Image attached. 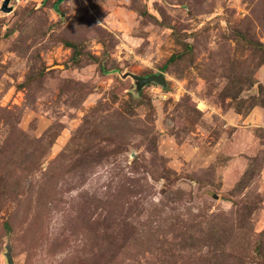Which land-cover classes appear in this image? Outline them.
<instances>
[{"label":"rangeland","instance_id":"obj_1","mask_svg":"<svg viewBox=\"0 0 264 264\" xmlns=\"http://www.w3.org/2000/svg\"><path fill=\"white\" fill-rule=\"evenodd\" d=\"M4 1L0 264H264V0Z\"/></svg>","mask_w":264,"mask_h":264},{"label":"water","instance_id":"obj_2","mask_svg":"<svg viewBox=\"0 0 264 264\" xmlns=\"http://www.w3.org/2000/svg\"><path fill=\"white\" fill-rule=\"evenodd\" d=\"M10 0H5L2 6V10L9 12L11 11V7H8ZM132 78L135 79L137 82V88L141 89L144 85H147L151 82H156L162 85L166 84V79L164 74L159 73V74H152L149 76H140V75H134L131 74ZM7 252V264H16L14 261V258L12 257V254L10 252V249Z\"/></svg>","mask_w":264,"mask_h":264}]
</instances>
